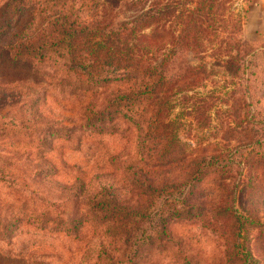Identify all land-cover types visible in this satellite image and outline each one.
<instances>
[{
  "label": "rangeland",
  "instance_id": "obj_1",
  "mask_svg": "<svg viewBox=\"0 0 264 264\" xmlns=\"http://www.w3.org/2000/svg\"><path fill=\"white\" fill-rule=\"evenodd\" d=\"M235 6L264 50V0ZM17 58L0 66V264H264V140L237 141L264 134V54L248 88L207 55L153 128L116 112L120 82ZM197 164L214 169L190 179Z\"/></svg>",
  "mask_w": 264,
  "mask_h": 264
},
{
  "label": "trees",
  "instance_id": "obj_2",
  "mask_svg": "<svg viewBox=\"0 0 264 264\" xmlns=\"http://www.w3.org/2000/svg\"><path fill=\"white\" fill-rule=\"evenodd\" d=\"M236 1L8 0L0 8V66L16 70L17 56L42 59L53 53L88 82H120L125 88L112 103L116 112L153 128L171 109L176 85L192 83L207 55L218 65L236 62L239 72L248 75L236 77L249 87L255 73L252 60L264 50L253 49L243 38ZM189 55L199 60L198 65H191ZM182 56L187 58L185 66L176 74L173 62ZM259 134L253 141L254 136L239 138L238 145L264 140ZM213 157L204 158V165L211 166ZM160 162L155 159L149 167L163 166ZM204 165H193L190 179L214 169L204 171ZM244 257L245 263H252L249 252Z\"/></svg>",
  "mask_w": 264,
  "mask_h": 264
}]
</instances>
